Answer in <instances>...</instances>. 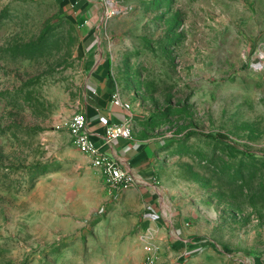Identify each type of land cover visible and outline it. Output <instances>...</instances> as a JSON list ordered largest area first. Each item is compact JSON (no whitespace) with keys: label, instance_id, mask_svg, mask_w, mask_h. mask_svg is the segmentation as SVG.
<instances>
[{"label":"rangeland","instance_id":"1","mask_svg":"<svg viewBox=\"0 0 264 264\" xmlns=\"http://www.w3.org/2000/svg\"><path fill=\"white\" fill-rule=\"evenodd\" d=\"M117 1L89 34L67 0H0V264H145L146 197L71 134L99 63L152 147L158 213L194 237L155 264H264V0Z\"/></svg>","mask_w":264,"mask_h":264},{"label":"crops","instance_id":"2","mask_svg":"<svg viewBox=\"0 0 264 264\" xmlns=\"http://www.w3.org/2000/svg\"><path fill=\"white\" fill-rule=\"evenodd\" d=\"M93 1V2H92ZM69 4L70 13L83 28H87L89 34L97 30V26L101 20V5L98 0H67ZM97 74L92 76V81L89 85L85 114L87 117L88 129L92 133L93 141L101 146L103 144L102 136L105 134L106 128L100 123V117L105 116L110 119L112 123L119 124L128 115L123 109L112 104V94L115 91L111 80L104 74V64L97 65ZM102 69V70H101ZM109 151V149H108ZM111 153L119 157L125 165H128L134 172L139 190V193L146 197L145 207L148 206V214L155 218L157 224L162 226L163 238H194L187 234L190 232L186 225H189L186 219L183 220L185 226L178 223L177 217H167L158 213L154 194H151L149 181V167L151 164L152 147L140 143L138 141L132 143L125 140H119L113 144ZM148 174V175H147ZM139 187V188H138ZM147 187V188H145ZM151 191V192H150ZM153 193V192H152ZM150 201V202H149ZM169 223L172 227V234H164V226ZM147 225V224H146ZM143 226L145 224L143 223ZM174 231V232H173ZM183 240V239H182Z\"/></svg>","mask_w":264,"mask_h":264},{"label":"built area","instance_id":"3","mask_svg":"<svg viewBox=\"0 0 264 264\" xmlns=\"http://www.w3.org/2000/svg\"><path fill=\"white\" fill-rule=\"evenodd\" d=\"M98 1L102 11L101 20L97 26L98 31L106 20L128 9L117 0ZM111 100L114 106L123 109L128 115L119 124L112 123L108 117H100V123L106 128L105 134L102 136L103 144L101 146L93 141L85 112L77 113L74 116L71 134L77 149L88 159L90 166L99 170L114 190L125 192L138 186L135 174L119 157L113 155L110 149L112 150L113 144L119 140L136 142L133 134L134 115L131 111V105L123 99L119 91L113 92ZM147 212L148 206H146L143 218L145 226L137 234V243L146 255L145 264H155L156 256L162 249L164 242L163 239H160L163 238L161 236L162 226L157 224L155 218Z\"/></svg>","mask_w":264,"mask_h":264}]
</instances>
